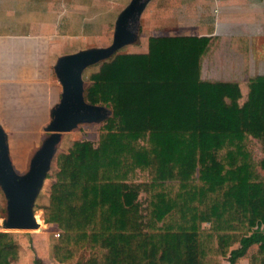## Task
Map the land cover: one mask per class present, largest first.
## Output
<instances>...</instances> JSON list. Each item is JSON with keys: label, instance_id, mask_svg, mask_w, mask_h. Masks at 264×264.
<instances>
[{"label": "trees", "instance_id": "obj_1", "mask_svg": "<svg viewBox=\"0 0 264 264\" xmlns=\"http://www.w3.org/2000/svg\"><path fill=\"white\" fill-rule=\"evenodd\" d=\"M210 39L152 36L147 52L116 54L90 74L86 102L112 115L47 175L55 261L235 264L264 244V159L252 150L264 148V77L242 104L237 83L203 80ZM19 252L17 236L1 232L0 264Z\"/></svg>", "mask_w": 264, "mask_h": 264}, {"label": "rangeland", "instance_id": "obj_2", "mask_svg": "<svg viewBox=\"0 0 264 264\" xmlns=\"http://www.w3.org/2000/svg\"><path fill=\"white\" fill-rule=\"evenodd\" d=\"M33 1L35 3L37 0ZM90 1L84 0L83 6L81 4L74 6L75 0H48V3L45 4L37 3L34 11L30 8V13H27V7L21 5L20 14L14 15V18L19 17V22L7 21L6 13L4 15V24L0 28V124L7 134L10 158L19 175L26 173L31 156L47 137L48 133L45 129L50 121L51 110L60 99L62 88L53 70L57 59L91 48H106L112 43L114 30L91 28V26L105 25L106 23L97 24L95 22L99 13L95 12V6L93 8L91 5L87 6L88 2L91 4ZM171 1L174 4L167 2L169 6L162 0L152 2L153 4L149 5L140 20L136 41L120 49L117 54L147 52V41L152 36L196 35L197 29L188 28V25L197 27L201 21L197 20L194 23L192 19H188L187 13L193 12L194 8L196 12H199L198 8L191 7L188 0H177L176 3L175 0ZM68 3H72L73 6ZM162 9H169L170 12L173 10V13L168 15L177 18L178 14H181L185 19L179 23L175 19L176 21L169 22L168 25L171 27L164 28L163 23L167 24V21L163 22L160 17L159 20L157 19V15ZM28 14L30 17L34 16L33 21L26 19ZM155 18L159 23V28L151 23ZM65 25L67 28H63ZM18 43L19 47H17ZM98 68L99 66L95 65L83 72L85 89L89 84L90 74L96 72ZM246 88L242 89L241 86L240 89L243 92ZM244 101L245 93L240 103L242 104ZM101 126L102 124L97 123L82 124L63 134L57 147V154L67 152L76 141L96 142ZM252 150L255 161L264 159V148L259 142L252 144ZM55 170L54 159L48 175L52 176ZM260 174L264 178V171L260 170ZM52 181V178H47L44 181L35 201L33 210L37 218L41 216L43 208L48 205ZM5 207L6 200L0 190L2 215L0 233L5 232L1 225L5 218ZM42 224L37 232L34 230L8 232L26 239L29 238L26 252L31 260L35 258L42 260L40 255L43 256L47 250L48 253H46L51 259L49 252L57 240L54 237L56 228L53 225L47 226L43 222ZM204 227H208V225L204 224ZM39 233L47 234L48 239L34 249L30 237L34 234L39 235ZM259 246L261 250H264V244ZM87 256L88 253L83 252L81 259H85ZM44 259L49 260L47 257ZM220 261L222 264H228L226 259H220Z\"/></svg>", "mask_w": 264, "mask_h": 264}, {"label": "crops", "instance_id": "obj_3", "mask_svg": "<svg viewBox=\"0 0 264 264\" xmlns=\"http://www.w3.org/2000/svg\"><path fill=\"white\" fill-rule=\"evenodd\" d=\"M41 2L45 4L48 3V0H37L35 3L33 0H0V25L2 24L0 28L3 27L5 13L7 21L19 22V17L14 18V15L20 14L21 5L27 7V13H30V8L34 11L37 3ZM90 2L91 4L88 2L87 6L91 5L92 8L95 6V12L99 13L95 22L97 24L106 23L105 25L91 26V28L115 30L116 20L130 0H91ZM152 2L153 0L148 3L142 16L149 5L154 3ZM162 2L169 6L167 2L172 1L162 0ZM188 3H191V7H196L199 10L196 12L194 8L193 12L189 11L188 19H192L194 23L197 20L201 21L197 27L188 25V28L197 29L196 35L191 36L211 38L208 52L201 61V78L203 80L237 83L243 89L252 79L264 77V0H188ZM77 4L83 6L84 0H75L74 6ZM170 13H173V10L170 12L169 9H162L157 15L158 20L161 18L163 22L167 21V24L162 22L164 28L171 27L168 25L169 22L177 20L179 23L185 19L181 14L175 18L173 15H168ZM27 16L28 21L34 20V16L30 17L29 14ZM157 19H153L151 23L159 28ZM63 28H67V25ZM17 45L19 47L20 44ZM244 93H247V88L243 90L242 94ZM37 230L34 231L37 232ZM17 238L20 252L19 260L15 264H34V260L29 259L26 252L29 238L26 239L20 235ZM30 239L35 249L39 247V244L44 243L48 236L45 233H39V235L34 234ZM259 247V244L252 245L235 264H264V250ZM46 252L43 256L40 255L43 264H60L55 261L52 250L49 252L51 259ZM44 257L49 260L46 261Z\"/></svg>", "mask_w": 264, "mask_h": 264}, {"label": "water", "instance_id": "obj_4", "mask_svg": "<svg viewBox=\"0 0 264 264\" xmlns=\"http://www.w3.org/2000/svg\"><path fill=\"white\" fill-rule=\"evenodd\" d=\"M151 0H130L119 14L110 46L91 48L57 59L53 67L62 92L51 110L48 133L29 160L25 174L16 173L9 152L7 134L0 124V190L6 200L2 228L8 232L37 230L35 201L41 191L63 134L82 124H103L111 117V109L91 105L85 100L83 72L92 66L110 61L120 49L136 41L142 13ZM43 221V212L41 214Z\"/></svg>", "mask_w": 264, "mask_h": 264}, {"label": "built area", "instance_id": "obj_5", "mask_svg": "<svg viewBox=\"0 0 264 264\" xmlns=\"http://www.w3.org/2000/svg\"><path fill=\"white\" fill-rule=\"evenodd\" d=\"M1 218H2V215H1V211H0V220H1ZM59 232L58 231H55L54 232V237L56 238V239H58L59 238Z\"/></svg>", "mask_w": 264, "mask_h": 264}, {"label": "bare ground", "instance_id": "obj_6", "mask_svg": "<svg viewBox=\"0 0 264 264\" xmlns=\"http://www.w3.org/2000/svg\"><path fill=\"white\" fill-rule=\"evenodd\" d=\"M1 225H2V223H1Z\"/></svg>", "mask_w": 264, "mask_h": 264}]
</instances>
